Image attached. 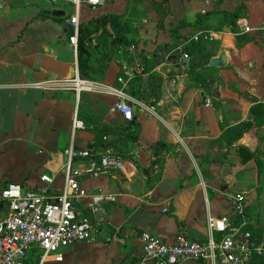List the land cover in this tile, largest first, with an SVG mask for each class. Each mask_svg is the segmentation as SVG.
<instances>
[{
  "label": "crops",
  "instance_id": "1",
  "mask_svg": "<svg viewBox=\"0 0 264 264\" xmlns=\"http://www.w3.org/2000/svg\"><path fill=\"white\" fill-rule=\"evenodd\" d=\"M124 1L120 20L129 26L125 36L133 45L118 47L98 72L83 78L68 43L63 6L0 0V188L11 182L34 188L41 174L56 171L55 196L71 140L84 148L94 141L96 126L126 123L114 110L113 95H76L37 83L68 80L77 72L121 89L138 124V141L104 139L121 154V170L78 179L86 193L115 196L95 214L103 219L99 236L69 245L60 262L45 264H131L143 232L165 241L178 234L205 240L217 233L213 226L219 218L229 215L228 195L242 194L243 177L256 180L259 170L264 180V0ZM110 4L115 7L116 0ZM54 9L63 15L52 16ZM90 13L82 8L81 23ZM181 22L188 25L179 27ZM224 51L230 60L211 67V59ZM182 53L205 80L204 90L191 79ZM138 66L142 70L136 74ZM75 111L86 127L72 137ZM86 164L77 160L71 167ZM85 202L76 204L79 217L90 215ZM260 226L264 236V223Z\"/></svg>",
  "mask_w": 264,
  "mask_h": 264
},
{
  "label": "built area",
  "instance_id": "2",
  "mask_svg": "<svg viewBox=\"0 0 264 264\" xmlns=\"http://www.w3.org/2000/svg\"><path fill=\"white\" fill-rule=\"evenodd\" d=\"M37 1V0H33ZM50 3H67L71 11L65 14L68 29V43L77 54L80 16L82 8L101 9L107 0H47ZM214 3L217 0H206ZM244 30H248L245 27ZM89 48L97 45V38L84 40ZM187 56L182 53V58ZM138 66L135 73H141ZM125 85L126 80L119 78ZM47 89H71L76 95L82 91L113 95L117 98L114 110L122 115L124 121L134 119L131 100L121 90L112 86L97 84L80 78L77 74L68 80H47L35 84ZM84 121L75 111L71 120L72 137L77 131L85 129ZM82 160L87 164L83 168H72L71 162ZM123 159L119 152L110 146L95 148L86 146L77 148L71 140L67 151V162L63 167L62 188L55 191L57 172L41 174V184L34 188H25L11 182L0 188V264H45L47 261L60 262L61 250L69 245L89 239H97L101 232L103 219L96 214L101 211L102 202H113V194L86 193L80 189L78 179L82 176L96 177L122 169ZM86 198L85 210L90 215L79 217L76 204ZM230 212L219 218L214 230L221 232L215 238L205 240L191 239L178 234L172 241L160 240L143 232L140 236L141 250L131 264H184L188 261H208L216 264H257L254 257L264 253V242L246 229L251 224L246 215V200L242 194L228 195ZM239 218L235 224L232 221ZM216 220L217 219H213ZM212 225V219H211Z\"/></svg>",
  "mask_w": 264,
  "mask_h": 264
},
{
  "label": "trees",
  "instance_id": "3",
  "mask_svg": "<svg viewBox=\"0 0 264 264\" xmlns=\"http://www.w3.org/2000/svg\"><path fill=\"white\" fill-rule=\"evenodd\" d=\"M232 16L236 18L238 16V11L235 13H232ZM121 14L119 13H113V12H105L102 15H100L97 18H91L87 23H82L79 28L80 36L78 38V47H77V61H78V70L79 75L83 78H91L95 72L99 71L98 67H102V61L101 58L96 60L94 55V51H96L100 44V39L103 37L102 34L98 33V30L100 32L102 29H99L102 27H105L104 24L109 25L111 30L113 31V34L107 33L104 34V37L108 39V42L111 44L112 48L109 51L108 55L106 56L107 59L110 58L114 50H116L120 46H131L134 43V40H128L125 36V33L129 30V26L121 22L120 20ZM188 25V23L181 22L179 23V27H183ZM108 36V37H107ZM92 37L97 38V45L95 47L89 48L84 44V40H90ZM97 52V51H96ZM110 56V57H109ZM105 59V60H107ZM195 65L191 64L189 71H187L191 77V79L195 82V85L199 87L200 89H205V80L195 74ZM135 82V81H134ZM133 82V84H134ZM132 85V84H131ZM204 94V91H202ZM126 123L123 126L120 127H112V126H96V130H94L95 137L94 141L89 143L88 146L97 148H103L106 146H109L107 144L106 139L107 136H116L117 139H125V140H131V141H138V124L137 122L132 119L131 121H125ZM160 145V143L153 144V146L156 148V146ZM246 215L251 222V224H248L245 228L250 230L254 236H256L259 240L262 239V227L258 225V222L253 220L254 218L250 214V211L246 208ZM221 232H217L214 234V237H219ZM264 253L257 255L254 257L253 261L257 264H264Z\"/></svg>",
  "mask_w": 264,
  "mask_h": 264
},
{
  "label": "rangeland",
  "instance_id": "4",
  "mask_svg": "<svg viewBox=\"0 0 264 264\" xmlns=\"http://www.w3.org/2000/svg\"><path fill=\"white\" fill-rule=\"evenodd\" d=\"M107 1H108V4H106L107 6L104 7L102 10L97 11L96 13H94L96 11L95 9L90 10V12H91L90 18H97L100 15H102L103 13L109 12V11L113 12V13H120L121 12L122 8L119 7V4H120V2H122V0H116L115 7H112V5L110 4V0H107ZM124 3H125V1L123 0L122 4H124ZM55 5L63 6L68 12L71 11L70 4H67V3L63 4V3L57 2V3H55ZM104 25H105V27L101 26V28H99V29H102L101 32H100V30H98V33L102 34L103 37L100 39L99 47L96 50L97 54H99L102 62L105 59H107L106 56L108 55L109 51L112 48L111 44L108 42V39L106 37H104V34H106V35H107V33L113 34V31L111 30L109 25H107V24H104ZM70 136H71V130H70ZM76 136H77V134H76ZM76 136H75V138H76ZM257 172H258V174H257ZM257 172H256V177H257L256 180H253L254 178L250 179V178L243 177L244 183H243V186H242L240 192L246 196L250 214L254 218L253 220L256 222V224L258 222V225H261L264 223V180L262 178H260L259 170H257ZM262 240L264 242V236H262Z\"/></svg>",
  "mask_w": 264,
  "mask_h": 264
},
{
  "label": "water",
  "instance_id": "5",
  "mask_svg": "<svg viewBox=\"0 0 264 264\" xmlns=\"http://www.w3.org/2000/svg\"><path fill=\"white\" fill-rule=\"evenodd\" d=\"M51 15L55 16V17H59V16L63 15V12L61 10L54 9V10L51 11ZM189 60H190V58L188 56H185L184 59H183V62L185 64V68L187 70H189V68H190L189 67ZM229 60H230L229 51H224V53L221 54L219 57L211 59V61L209 62V65L211 67H217V66L224 65ZM150 172H152V167L151 166L143 171V173L146 176H148Z\"/></svg>",
  "mask_w": 264,
  "mask_h": 264
}]
</instances>
